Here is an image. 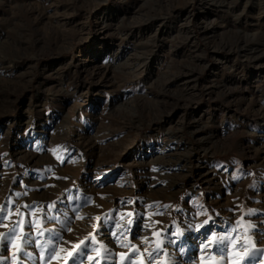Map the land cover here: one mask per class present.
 Returning <instances> with one entry per match:
<instances>
[{"label": "rangeland", "instance_id": "rangeland-1", "mask_svg": "<svg viewBox=\"0 0 264 264\" xmlns=\"http://www.w3.org/2000/svg\"><path fill=\"white\" fill-rule=\"evenodd\" d=\"M0 216V264H264V0H0Z\"/></svg>", "mask_w": 264, "mask_h": 264}, {"label": "snow or ice", "instance_id": "snow-or-ice-1", "mask_svg": "<svg viewBox=\"0 0 264 264\" xmlns=\"http://www.w3.org/2000/svg\"><path fill=\"white\" fill-rule=\"evenodd\" d=\"M25 207H30V206H25ZM16 211L19 213V212H20V209L17 208ZM21 215H22V213H21ZM0 218H2V216H0ZM129 223H131V221H129ZM69 230H70V229H69ZM12 232L14 233V232H15V229H12ZM41 234H42V233H41ZM216 239H217L216 237H213V241H215ZM224 239H225V238H220V242L223 243V240H224ZM213 241H210L209 243H212ZM93 242H95L94 238H93ZM49 243H50V242H49ZM83 243H84V242L81 241V244H83ZM122 246L127 247V245H122ZM75 247H76V248H79L80 245H76ZM157 247H159V245H157ZM204 247L207 248L208 245H204ZM133 248H135V246H133ZM223 250H224V249H221V252H223ZM54 253H55V248H53L52 251H51V253L49 254V255H50V258H55L54 255H53ZM69 255H71V253H70ZM149 255H151V254H149ZM223 258H224V257L221 256V259H223ZM89 259H91V257H89ZM122 259H123V256H122ZM130 264H131V262H130ZM141 264H143L142 261H141Z\"/></svg>", "mask_w": 264, "mask_h": 264}]
</instances>
